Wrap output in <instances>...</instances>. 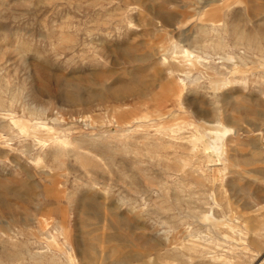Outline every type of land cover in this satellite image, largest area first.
Segmentation results:
<instances>
[{
	"label": "rangeland",
	"instance_id": "1",
	"mask_svg": "<svg viewBox=\"0 0 264 264\" xmlns=\"http://www.w3.org/2000/svg\"><path fill=\"white\" fill-rule=\"evenodd\" d=\"M0 264H264V0H0Z\"/></svg>",
	"mask_w": 264,
	"mask_h": 264
},
{
	"label": "bare ground",
	"instance_id": "2",
	"mask_svg": "<svg viewBox=\"0 0 264 264\" xmlns=\"http://www.w3.org/2000/svg\"><path fill=\"white\" fill-rule=\"evenodd\" d=\"M247 42V41H246ZM217 44V48L219 49V51H221L222 49V41H217L216 42ZM216 44H213V47H216ZM244 44V43H243ZM245 45V44H244ZM212 47V49H213ZM174 53V52H173ZM179 57H180V63H178L180 66H186L188 65V67L192 66V67H196L195 65L199 64L200 66L204 67L205 69H208V73H207V76L209 77V80H210V83L212 85V89L215 91V92H222V91H226L230 88V85L232 84L229 80L227 81H216V80H213L214 78V75H212V72H210V68L211 66L209 64L207 65H204V62L200 60L201 57H199L197 55V52L193 51V50H181L179 49ZM220 54V53H219ZM221 55V54H220ZM220 59H228V56L226 57H221ZM177 61V62H179ZM197 63V64H196ZM178 65V66H179ZM245 65V64H244ZM188 69L187 66L184 67V69ZM233 70L235 68H232ZM177 71H179L180 69L177 68L176 69ZM172 74V71L170 72ZM218 74V73H217ZM240 82L242 83L243 81L240 79ZM12 123L17 126L18 130L20 132H24L25 129L22 127L23 124L22 123H19L17 121H12ZM222 130H225V127L223 126V124H220V123H215L212 125V128L207 132V135H208V142H207V147L209 148L210 152H211V156H209V158L212 159V156H215V150L213 149L212 147V144L210 142V139H211V136H214L215 134H218V133H221ZM221 153V152H220ZM220 153L217 154V156L220 155ZM210 159V160H211ZM40 161L37 160V163H39ZM42 223V222H41ZM63 228H61L62 230ZM60 230V231H61ZM64 234V233H63ZM53 243L56 244V245H53V247L57 248V246H59L57 244V242L55 241V239L53 238ZM11 258H8V260H10ZM49 261V260H48Z\"/></svg>",
	"mask_w": 264,
	"mask_h": 264
}]
</instances>
